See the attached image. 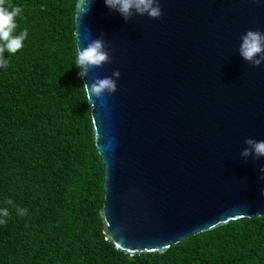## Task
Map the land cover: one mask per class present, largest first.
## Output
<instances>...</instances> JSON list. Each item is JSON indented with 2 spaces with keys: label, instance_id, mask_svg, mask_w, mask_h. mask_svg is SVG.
<instances>
[{
  "label": "water",
  "instance_id": "water-1",
  "mask_svg": "<svg viewBox=\"0 0 264 264\" xmlns=\"http://www.w3.org/2000/svg\"><path fill=\"white\" fill-rule=\"evenodd\" d=\"M160 7L157 19L127 20L104 0L73 8L76 49L101 39L110 57L81 79L115 81L87 109L104 164L102 233L130 256L264 217V156L241 155L247 139L264 140V61L253 66L239 54L246 30L264 32V2Z\"/></svg>",
  "mask_w": 264,
  "mask_h": 264
},
{
  "label": "trees",
  "instance_id": "trees-1",
  "mask_svg": "<svg viewBox=\"0 0 264 264\" xmlns=\"http://www.w3.org/2000/svg\"><path fill=\"white\" fill-rule=\"evenodd\" d=\"M76 0H5L22 7L23 47L0 69V264H264V217H242L127 255L104 239V164L73 65ZM11 199L16 207L4 203ZM27 209L19 216L16 208Z\"/></svg>",
  "mask_w": 264,
  "mask_h": 264
},
{
  "label": "clouds",
  "instance_id": "clouds-1",
  "mask_svg": "<svg viewBox=\"0 0 264 264\" xmlns=\"http://www.w3.org/2000/svg\"><path fill=\"white\" fill-rule=\"evenodd\" d=\"M258 2H264V0H258ZM104 4L109 9L118 12L125 20L133 13L147 15L153 19L161 15L160 0H104ZM17 17H22V7L0 0V69H6L9 65V59L4 53H16L23 47V41L28 35L27 28L17 31ZM239 54L253 66H259L264 61V32L258 29L246 30L240 38ZM109 60L110 57L104 48L103 41L95 39L75 50L73 65L79 69L77 77H84L90 69L99 67ZM119 75V70L112 72L113 77H119ZM82 85L81 92L87 102L90 98L98 99L102 94L115 90V81L110 78L98 79L91 87L85 83ZM245 143L248 147L243 150L242 156L247 157L250 153L257 157L264 156V140L257 141L249 138ZM261 172H264V168ZM261 194L264 195V190ZM4 203L16 207L11 199H6ZM16 211L19 216L27 214V209L23 207H17ZM9 215V207H0V224L5 223Z\"/></svg>",
  "mask_w": 264,
  "mask_h": 264
}]
</instances>
